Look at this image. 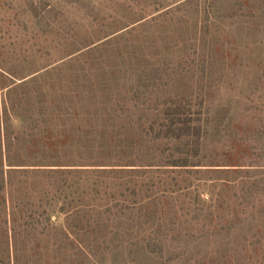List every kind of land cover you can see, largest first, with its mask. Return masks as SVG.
Wrapping results in <instances>:
<instances>
[{"label": "rangeland", "instance_id": "rangeland-1", "mask_svg": "<svg viewBox=\"0 0 264 264\" xmlns=\"http://www.w3.org/2000/svg\"><path fill=\"white\" fill-rule=\"evenodd\" d=\"M209 1L0 0V181L7 188L0 256L7 263L79 264L92 249L111 264L104 247L121 223L119 264H139L130 245L152 231L144 224L152 214L164 250L156 261L180 254L168 264H264V190L246 193L253 183L264 187V0ZM154 74L162 96L150 94L151 84L145 98L140 83ZM174 96L195 108L205 98L218 115L220 131L204 144L203 162L216 166L146 175L140 168L133 176L122 168L106 179L115 196L91 203L78 201L82 186L69 188L67 173L53 172L126 164L139 154L160 161L151 159L167 141L143 132L156 118L146 107ZM73 174L75 181L88 175ZM116 198L142 207L133 219L105 220L93 231V209ZM20 206L32 224L12 229Z\"/></svg>", "mask_w": 264, "mask_h": 264}, {"label": "trees", "instance_id": "trees-1", "mask_svg": "<svg viewBox=\"0 0 264 264\" xmlns=\"http://www.w3.org/2000/svg\"><path fill=\"white\" fill-rule=\"evenodd\" d=\"M192 1V0H191ZM232 0H210L209 6H215L220 5L223 6L227 2H231ZM190 2V1H189ZM238 4V3H236ZM235 4V5H236ZM237 6H242V4H238ZM233 9V8H232ZM157 78H159L158 74H154L153 79L151 78L150 81H144L142 86L146 87L145 91H142V94L146 98V93L149 92L148 89L151 86H155L157 89L156 91H152L150 94L156 95L157 99L160 98L162 90L160 89L161 85H157ZM154 80V81H153ZM153 81L154 83H152ZM160 93L158 96L157 94ZM138 94V93H137ZM134 93V97L139 98L138 95ZM149 97V96H148ZM169 99V98H168ZM166 99L162 103V107L160 108V105L156 106H149L146 107L148 110L151 111L156 110V118L148 121L146 127H143V132L145 135H150L149 141H160V140H166L167 142L164 144V147L161 150V153L159 155H156L153 157V159H159L160 161H146L148 156L145 154H139L134 157H131L129 161H126L128 163L126 164H107L105 161H100L97 164H93L91 166H94L92 170H89L90 168H74L71 169L67 165H63V167L58 168L62 171H53V172H61V173H67L69 177V185L72 187H75L76 185L81 187V195H79V202L84 200L87 203H91L93 201H100L104 202V196L106 197H112L115 196V193L113 194L111 191L108 190L109 187L112 188L111 185L107 184L108 178H111L110 176L112 174L116 173V170H121L122 168H125V173H127L128 176L136 175L137 170L142 168L144 175L147 173H155L157 170H160L161 168H186L187 170H190V168H197L199 170V167L202 166H216L217 164H203L207 158H209V155L205 153V146L204 144L208 140V137L214 133V135H218L220 131V125L221 122L219 121V118L216 116V114H212L210 111V108L208 106H203V101L205 102V98L202 99V102L200 103V107L195 108V106L188 101V99L185 97H182L178 99V96L170 97L168 100ZM186 100V101H185ZM138 119H141L140 117ZM146 123V122H145ZM155 142V143H156ZM261 157H264V155H260ZM112 158V156H110ZM107 157V158H110ZM106 158V157H105ZM45 165L47 164H40ZM75 166V165H74ZM108 170V171H106ZM155 170V171H153ZM78 172H84L85 174H88L85 176V178H81L82 180H76V175L73 173ZM122 173V171H117ZM90 173V174H89ZM71 175V176H69ZM71 178V179H70ZM151 178L147 181L150 183ZM4 178L0 181V191L6 190V185L4 184ZM73 182V184L70 183ZM63 181V179H62ZM67 180L64 179V183ZM78 182V183H77ZM132 182V180H131ZM146 182V183H147ZM68 183V181H67ZM66 183V184H67ZM136 186L138 183H136ZM154 185V184H153ZM144 184H141V187H143ZM151 187V185H149ZM70 188V187H69ZM141 190V188H133L131 190V193L133 195H137V191ZM257 190H264V187H260L259 182L253 183L252 186L247 188V195L248 194H254ZM120 196H123L120 194ZM125 196V195H124ZM81 200V201H80ZM115 204L107 205L105 204L104 211H98L97 208L93 209V212L96 211L98 213V219L93 227V231L98 230V228L102 227L101 222L102 221H114L118 218H128L133 219V215L138 212V207L142 205V203L139 202L138 199H134L132 201H128V199L123 198L121 200L115 199ZM83 204V203H82ZM141 204V205H140ZM137 206V207H136ZM142 207V206H141ZM94 208V207H93ZM137 209V211H136ZM149 207L145 206V211L148 212ZM140 210V207H139ZM28 212L23 209V206H20L19 212H14L13 217L10 222H12L13 228L17 226H27L29 227L31 223V219L33 218L32 213L27 214ZM142 217V216H141ZM155 216H152V214L148 215L147 220L144 222V224H149L148 227L151 228L152 231H150L149 234H144L142 237H140L137 241L131 243L130 245V254H133V260L136 261L139 264H168L172 262L173 260L180 258V254H176L174 256H169L162 262L156 261V257L153 256L154 254L162 253L164 250L162 249V245L160 246L159 242L160 239H158L157 232L158 229H154L153 227L156 226L155 219H152ZM30 219L22 222V220ZM104 224V223H103ZM78 227L79 225H75ZM122 227L121 223L118 224L116 231L112 235L111 239L108 241L106 247H104L106 250H108L112 255V261L111 264H119L120 259L119 256L123 251L122 246L125 242L122 238V235L118 228ZM32 229V228H30ZM175 240L180 241L184 240L182 238H175ZM181 241V242H182ZM83 256L86 257V261H80L79 264H103L106 260V253L105 251L102 253L96 252L94 250H87L86 253H83ZM125 262V260H123ZM127 261V260H126ZM140 261V262H139ZM0 264H11L10 261L7 263L6 260L0 256Z\"/></svg>", "mask_w": 264, "mask_h": 264}]
</instances>
